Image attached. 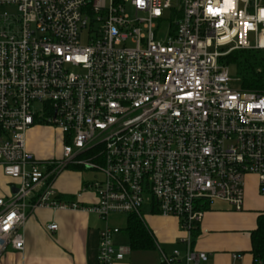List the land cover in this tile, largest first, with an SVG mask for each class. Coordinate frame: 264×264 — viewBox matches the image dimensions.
Wrapping results in <instances>:
<instances>
[{"label":"built area","instance_id":"1","mask_svg":"<svg viewBox=\"0 0 264 264\" xmlns=\"http://www.w3.org/2000/svg\"><path fill=\"white\" fill-rule=\"evenodd\" d=\"M209 2L223 7V0H0V8L15 7L0 11V166L16 188L0 197V257L23 249L27 208L106 221L110 213L143 220L146 205L177 218L184 264H201L208 256L191 242L204 211L217 200L241 211L248 175L264 194V94L234 87L225 63L233 50H264V0H233L214 18ZM35 124L62 134L60 158L27 150ZM71 165L104 178L60 201L52 182ZM87 188L97 200L85 205ZM119 232L107 225L99 232L96 264H115L129 251L114 245ZM179 255L161 252V261Z\"/></svg>","mask_w":264,"mask_h":264},{"label":"crops","instance_id":"2","mask_svg":"<svg viewBox=\"0 0 264 264\" xmlns=\"http://www.w3.org/2000/svg\"><path fill=\"white\" fill-rule=\"evenodd\" d=\"M41 125L31 126L26 133L27 150L39 160L58 159L60 151L46 146V134ZM57 157L52 158L50 156ZM88 181L82 179L78 170L65 168L57 174L52 185L56 199L72 201ZM12 181L4 176L0 166V197L11 193ZM97 200L94 190L81 193L82 204ZM264 210V194L259 193L255 175L244 181L243 209L234 211L227 203L217 200L203 214L202 221L192 234L193 250L207 254L201 264H252L250 232L258 225ZM143 222L147 227L153 246L148 249H132L125 232L113 237L115 246L128 245L129 251L115 264H164L161 252L170 255L178 250L180 255L174 264H184L185 246L178 239L183 235L177 218L163 216L147 209ZM23 227L24 247L21 251L8 247L0 257V264H96L98 234L108 221L96 214L82 210H61L44 207L27 208ZM57 224V230L49 231L46 225ZM236 255V257H234Z\"/></svg>","mask_w":264,"mask_h":264},{"label":"trees","instance_id":"3","mask_svg":"<svg viewBox=\"0 0 264 264\" xmlns=\"http://www.w3.org/2000/svg\"><path fill=\"white\" fill-rule=\"evenodd\" d=\"M225 63L235 69L240 89L264 94V50L236 49L225 56ZM95 159H100V156ZM126 218L127 224L123 231L128 237L130 248H151L153 241L143 220L134 214H127ZM250 246L252 264H264L263 213L259 216L257 227L250 232Z\"/></svg>","mask_w":264,"mask_h":264},{"label":"rangeland","instance_id":"4","mask_svg":"<svg viewBox=\"0 0 264 264\" xmlns=\"http://www.w3.org/2000/svg\"><path fill=\"white\" fill-rule=\"evenodd\" d=\"M0 11H7V12H15V7H2L0 8ZM168 31V24H164L161 32L159 33V39H163ZM86 38L83 36L82 41L85 42ZM229 74L233 80V86L238 87L239 85V79L236 76L235 69L232 66H229ZM36 125V124H35ZM44 128V133L46 134V140H45V145L46 146H53L57 149V151H60V148L62 147V134L55 129L54 127L46 124H40ZM52 158L57 157L55 156H50ZM61 157V156H60ZM68 168H72L75 170H78L82 176V179L85 181H90L93 179L97 180H102L104 176L102 175L101 172L92 170V169H87L84 167H75V166H69ZM147 207L146 205L143 207V210H146ZM125 213H110L107 217V221L109 224V227H117L121 229L122 234L124 233L123 229L125 228L127 224V218H126ZM128 246V245H126Z\"/></svg>","mask_w":264,"mask_h":264},{"label":"snow or ice","instance_id":"5","mask_svg":"<svg viewBox=\"0 0 264 264\" xmlns=\"http://www.w3.org/2000/svg\"><path fill=\"white\" fill-rule=\"evenodd\" d=\"M226 4H231V8L234 7L233 0H223V7H214L211 2L207 4L206 11L210 15V17H217L220 13H226L229 11V8L225 7ZM220 24H223V21H220ZM219 26V25H217ZM248 25L245 23V28H247ZM11 219V217H9Z\"/></svg>","mask_w":264,"mask_h":264},{"label":"clouds","instance_id":"6","mask_svg":"<svg viewBox=\"0 0 264 264\" xmlns=\"http://www.w3.org/2000/svg\"><path fill=\"white\" fill-rule=\"evenodd\" d=\"M225 7L230 9L231 8V4H226Z\"/></svg>","mask_w":264,"mask_h":264},{"label":"water","instance_id":"7","mask_svg":"<svg viewBox=\"0 0 264 264\" xmlns=\"http://www.w3.org/2000/svg\"><path fill=\"white\" fill-rule=\"evenodd\" d=\"M12 191L15 192L16 191V188H13Z\"/></svg>","mask_w":264,"mask_h":264}]
</instances>
